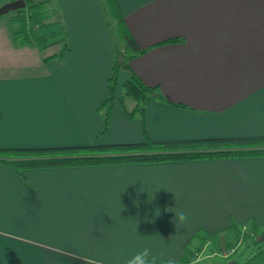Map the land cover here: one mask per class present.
<instances>
[{
    "label": "crops",
    "instance_id": "crops-1",
    "mask_svg": "<svg viewBox=\"0 0 264 264\" xmlns=\"http://www.w3.org/2000/svg\"><path fill=\"white\" fill-rule=\"evenodd\" d=\"M49 2L57 22L41 32L58 23L62 32L42 48L15 44L7 14H0V147L140 139L138 113H126L133 99L116 97L121 87L99 131L98 104L119 49L102 1ZM116 3L144 47L127 63L160 93L143 102L150 139L264 134V0ZM61 41L66 49L52 55ZM180 211L187 220L175 224ZM248 220H264V155L34 166L20 173L0 163V264H125L144 248L157 264H187L190 249L182 247L197 227L224 238L231 223Z\"/></svg>",
    "mask_w": 264,
    "mask_h": 264
},
{
    "label": "trees",
    "instance_id": "trees-1",
    "mask_svg": "<svg viewBox=\"0 0 264 264\" xmlns=\"http://www.w3.org/2000/svg\"><path fill=\"white\" fill-rule=\"evenodd\" d=\"M101 1L104 13L112 23L121 46L113 53L106 78L105 96L98 104L102 108L99 131L105 129L107 124L117 73L121 68H125L127 75L122 79L121 93L116 95V97L119 101H121L122 96H130L133 99L134 102L126 113L128 115L133 112L138 113L142 130L141 138L133 141L89 142L65 146H4L0 147V163L20 173L23 168L34 166L264 155V134L241 137H204L199 139H150L144 133L143 128V102L150 96L160 98V93L156 90V84L144 83L127 63L129 57L141 52L144 47L136 42L129 31L118 9L116 0ZM9 10L4 13L7 14L11 39L15 44L30 43L42 48L48 39L62 32L60 23H58V26L50 28L47 33L41 32L43 27L57 22L55 18L50 17L53 9L49 0H24L23 6ZM66 47L65 42L61 41L58 51L52 55L60 56ZM117 53L119 57L118 55L116 56ZM169 102L176 105H184L178 101ZM226 230L230 231L236 240L242 239L246 235L251 238V241L259 239L263 241L261 246H256L239 261L234 258L229 259L231 264H264V220L260 223L248 220L243 225L231 223ZM217 233L218 231H205L197 227L191 233L188 239L189 242L187 241L183 244V252H187V249H190L191 254V250L196 248V245H201L207 239L216 241L221 235ZM190 239L196 242L194 246H190ZM221 240L223 245L233 247L228 238L222 237Z\"/></svg>",
    "mask_w": 264,
    "mask_h": 264
},
{
    "label": "rangeland",
    "instance_id": "rangeland-1",
    "mask_svg": "<svg viewBox=\"0 0 264 264\" xmlns=\"http://www.w3.org/2000/svg\"><path fill=\"white\" fill-rule=\"evenodd\" d=\"M42 30L43 32H46L47 29L43 27ZM115 34H116L115 32L112 33V36H111L112 39H114ZM117 42L119 44L117 45L120 47L121 42L119 40ZM117 55L118 53L116 54V56ZM124 71H126L125 68H121L119 72L117 73L118 80L115 86V90L117 91L121 87L122 78L125 77V75L121 74V72H124ZM130 100L132 101V98L130 96H124L125 103H128ZM113 101H114L113 102L114 104L115 103L118 104L117 100L114 99ZM108 120H109V117H108ZM226 238H228L230 243L233 245V248H234L233 251H231L230 253L224 256L219 254L218 251L221 249V246H223V241L221 240L222 237L219 236V238H217V240L214 241V243L208 242L207 244H204V245H196L197 247L194 248L196 249V252L194 253V250L193 252H191L188 258L189 262L187 264H222L231 258H234L235 260L239 261L241 258L248 255L252 249H254L256 246H261L263 243L261 239L251 241V238L247 237L246 235L243 236L242 239H237V240L231 234H229L228 237Z\"/></svg>",
    "mask_w": 264,
    "mask_h": 264
},
{
    "label": "clouds",
    "instance_id": "clouds-1",
    "mask_svg": "<svg viewBox=\"0 0 264 264\" xmlns=\"http://www.w3.org/2000/svg\"><path fill=\"white\" fill-rule=\"evenodd\" d=\"M186 220L187 215L183 211L175 213V224L177 221L182 223ZM125 264H157V260L156 257L151 256L148 248H144L131 256V258L127 259Z\"/></svg>",
    "mask_w": 264,
    "mask_h": 264
},
{
    "label": "water",
    "instance_id": "water-1",
    "mask_svg": "<svg viewBox=\"0 0 264 264\" xmlns=\"http://www.w3.org/2000/svg\"><path fill=\"white\" fill-rule=\"evenodd\" d=\"M24 5V0H5L0 3V14L6 12L9 9H14L17 7H21ZM119 57V54H118ZM222 264H231L230 260H227L226 262Z\"/></svg>",
    "mask_w": 264,
    "mask_h": 264
},
{
    "label": "built area",
    "instance_id": "built-area-1",
    "mask_svg": "<svg viewBox=\"0 0 264 264\" xmlns=\"http://www.w3.org/2000/svg\"><path fill=\"white\" fill-rule=\"evenodd\" d=\"M231 251H233L232 246L223 245V246H221V249L218 252H219V254L224 256V255H227L228 253H230ZM239 264H241V263H239Z\"/></svg>",
    "mask_w": 264,
    "mask_h": 264
}]
</instances>
